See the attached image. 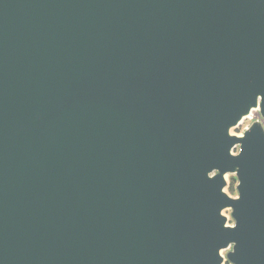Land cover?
I'll return each mask as SVG.
<instances>
[{
  "label": "water",
  "instance_id": "95a60500",
  "mask_svg": "<svg viewBox=\"0 0 264 264\" xmlns=\"http://www.w3.org/2000/svg\"><path fill=\"white\" fill-rule=\"evenodd\" d=\"M255 109L264 0H0V264H264Z\"/></svg>",
  "mask_w": 264,
  "mask_h": 264
},
{
  "label": "rangeland",
  "instance_id": "374dc122",
  "mask_svg": "<svg viewBox=\"0 0 264 264\" xmlns=\"http://www.w3.org/2000/svg\"><path fill=\"white\" fill-rule=\"evenodd\" d=\"M257 123H259L264 129V117H262L260 109L253 110L252 113L249 116L245 117L242 122H240L234 129H231L230 133L232 136H244ZM240 150L241 147L236 146V148H234L233 150V153L238 154L240 153ZM227 176V187L225 188L226 190L224 189V192L229 196L236 198L238 197L237 187L239 185L237 174H228ZM231 188L233 189V192H231ZM223 215L227 217L228 225L232 226L235 224L232 218V210H225L223 212ZM231 251L232 248L222 251V255L224 257V264H229L227 261V255Z\"/></svg>",
  "mask_w": 264,
  "mask_h": 264
},
{
  "label": "bare ground",
  "instance_id": "6f19581e",
  "mask_svg": "<svg viewBox=\"0 0 264 264\" xmlns=\"http://www.w3.org/2000/svg\"><path fill=\"white\" fill-rule=\"evenodd\" d=\"M253 113H254V112H253ZM244 118H245V117H244ZM244 118H243V119H244ZM241 122H242V121H241ZM233 129H234V128H233ZM227 175H228V174H225V175H224V177H225L226 180L228 179V178H227V177H228ZM225 190H226V189H225ZM228 251H229V250H228ZM228 251H227V252H228Z\"/></svg>",
  "mask_w": 264,
  "mask_h": 264
},
{
  "label": "trees",
  "instance_id": "16d2710c",
  "mask_svg": "<svg viewBox=\"0 0 264 264\" xmlns=\"http://www.w3.org/2000/svg\"><path fill=\"white\" fill-rule=\"evenodd\" d=\"M231 192H233V189L231 188Z\"/></svg>",
  "mask_w": 264,
  "mask_h": 264
}]
</instances>
